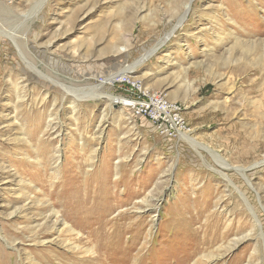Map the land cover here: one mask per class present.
Segmentation results:
<instances>
[{
	"label": "rangeland",
	"instance_id": "rangeland-1",
	"mask_svg": "<svg viewBox=\"0 0 264 264\" xmlns=\"http://www.w3.org/2000/svg\"><path fill=\"white\" fill-rule=\"evenodd\" d=\"M0 27V264H264V0H0Z\"/></svg>",
	"mask_w": 264,
	"mask_h": 264
},
{
	"label": "built area",
	"instance_id": "built-area-1",
	"mask_svg": "<svg viewBox=\"0 0 264 264\" xmlns=\"http://www.w3.org/2000/svg\"><path fill=\"white\" fill-rule=\"evenodd\" d=\"M117 82L129 89L126 102L132 116L146 119L157 135L172 139L188 131V122L177 102L169 100L162 92L146 88L126 74L120 75Z\"/></svg>",
	"mask_w": 264,
	"mask_h": 264
},
{
	"label": "bare ground",
	"instance_id": "bare-ground-1",
	"mask_svg": "<svg viewBox=\"0 0 264 264\" xmlns=\"http://www.w3.org/2000/svg\"><path fill=\"white\" fill-rule=\"evenodd\" d=\"M186 9V8H185ZM186 12V10L184 11V13ZM0 29H1V27H0ZM168 36V35H167ZM14 37V36H13ZM21 40V39H20ZM165 40H166V38H165ZM24 41V40H23ZM22 41V42H23ZM18 50H19V52L21 53V55L24 57V58H29V54H28V52H27V48H26V45H23L22 44V46H18ZM148 55L149 54H146L145 56H147L148 57ZM147 57H143V58H140L138 61H137V64H140L142 61H144ZM36 58V57H35ZM28 60V59H27ZM33 65V64H32ZM124 72H121L120 74H118V75H116V76H114L113 78H116V77H118L119 75H121V74H123ZM113 78H110V79H113ZM180 136V135H179ZM181 137L182 138H185V137H187V135L186 134H182L181 135ZM223 164V163H222ZM222 166H224L226 169H234V170H238V169H240V168H238V167H233V166H230V165H228V164H223ZM223 167V168H224ZM241 170V172H242V175H243V177L246 179V181H248V177L245 175V169H240ZM227 173V172H226ZM221 175H222V177H227V175L226 174H224V173H220ZM121 177V176H120ZM85 179V178H84ZM83 179V180H84ZM119 180V179H118ZM85 181V180H84ZM87 182V181H86ZM80 183H82V182H80ZM85 183V182H84ZM119 183V182H118ZM248 183H249V181H248ZM89 184V183H88ZM96 184V183H95ZM117 184V183H116ZM97 185V184H96ZM82 186V185H81ZM86 186V185H85ZM101 187V186H100ZM85 188V187H84ZM98 188V187H97ZM87 189H88V187H87ZM93 191V190H92ZM52 193V192H51ZM50 193V194H51ZM99 193V192H98ZM79 195H81V194H79ZM83 196V195H82ZM98 196V195H97ZM95 200V199H94ZM97 200V199H96ZM140 201V200H139ZM144 201V200H143ZM47 202V201H46ZM84 202V201H83ZM97 202V201H96ZM100 203V202H99ZM88 206V205H87ZM97 206H99V204L97 205ZM137 207V206H136ZM135 207V208H136ZM140 207V206H139ZM90 208V207H89ZM85 210V209H84ZM138 211V210H137ZM49 213V212H48ZM50 213H52V214H54V215H56L58 212L57 211H52V212H50ZM49 213V214H50ZM153 213V212H152ZM48 214V215H49ZM47 215V214H46ZM53 215V216H54ZM58 215V214H57ZM59 216V215H58ZM88 217H90V216H88ZM121 217V216H120ZM122 218V217H121ZM112 219H114V218H112ZM117 220V219H116ZM83 221V220H82ZM86 221V220H85ZM112 221V220H111ZM85 224V223H84ZM89 226H90V224H89ZM92 228V227H91ZM102 229V228H101ZM107 229V228H106ZM104 230H105V228H104ZM91 231V230H90ZM98 231V230H97ZM109 231L110 230H108V231H106V232H108L109 233ZM99 232H101V231H99ZM111 232V234H112V231H110ZM92 233V232H91ZM80 234V233H79ZM95 234H97V233H95ZM99 234V233H98ZM101 234V233H100ZM89 235V234H88ZM88 235H86V237L84 238V239H87L89 236ZM79 236V235H78ZM81 238V237H80ZM93 238V237H92ZM103 238V237H102ZM83 238L81 239V241L82 240H84ZM107 240V239H106ZM110 240V239H109ZM94 241V240H93ZM115 241V240H114ZM97 243V242H96ZM103 244V243H102ZM134 244V243H133ZM105 246V245H104ZM103 246V247H104ZM127 246V245H126ZM87 247H89V246H87ZM111 247V246H110ZM107 249H108V247H107ZM84 253H87V252H91V254L92 255H95V253H93L92 252V247L91 248H86V249H84V250H82ZM96 252V251H95ZM98 252H100V251H98ZM108 252V251H107ZM110 252V251H109ZM82 253V252H81ZM100 257V256H99ZM109 257V256H108ZM96 259H98V257L97 256H93V257H91V259H89V260H91V261H94V260H96ZM81 262V261H80ZM95 262V261H94ZM66 264V263H65Z\"/></svg>",
	"mask_w": 264,
	"mask_h": 264
},
{
	"label": "crops",
	"instance_id": "crops-1",
	"mask_svg": "<svg viewBox=\"0 0 264 264\" xmlns=\"http://www.w3.org/2000/svg\"><path fill=\"white\" fill-rule=\"evenodd\" d=\"M149 123V122H148ZM150 124V123H149ZM151 126V125H150ZM152 127V126H151ZM152 130H153V128H152ZM154 132V131H153ZM155 133V132H154Z\"/></svg>",
	"mask_w": 264,
	"mask_h": 264
}]
</instances>
